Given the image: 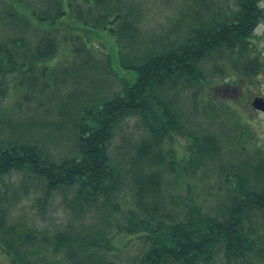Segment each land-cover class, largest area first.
<instances>
[{"label": "trees", "instance_id": "1", "mask_svg": "<svg viewBox=\"0 0 264 264\" xmlns=\"http://www.w3.org/2000/svg\"><path fill=\"white\" fill-rule=\"evenodd\" d=\"M2 1L5 8L0 15V25L17 28L18 34L15 37L0 36V100L6 95V77L10 78L12 74L21 77L19 85L27 78L34 79L35 72L46 70L43 62L52 58L57 50V42L51 32L69 19V11H74L71 0H40L43 8L38 11H29L21 0ZM81 1L86 5L74 11L77 19L68 21L69 27L65 26L64 29L74 31L72 25L76 23L86 30L88 37L102 30L114 35L118 61L122 67L136 72V79L131 84H124L119 94L111 99L90 100V94H84L87 100L83 101L84 106L81 105L82 116L70 108L61 110L60 117L56 119L58 126L69 130L75 142L70 148L72 150L62 156L51 154L42 141L29 140L25 132L10 129L13 133L11 137L4 140L0 137V175L16 170L25 175V183L28 179H36L42 182L45 197H49L53 191L72 187L75 188L76 206L83 202L102 206L98 200L108 198L116 189L121 181L120 170L124 168L110 162L112 137L127 117L136 116L146 128L149 138L142 141L132 161L130 159L132 169L127 166L123 169L127 184L132 185V202L139 207V212L128 210L127 226L122 231L143 239L144 243L139 260L130 264H211L219 255L223 258V264H257L254 259L259 260L258 264H264V237L261 233L253 237L252 226L247 224L255 213H264V156L257 161L251 179L241 169L234 171L230 168L228 170L233 172L229 180L227 170L225 177L229 189L225 205L222 203L224 210L219 215H204L200 205L191 197L189 202L181 201L185 207H180L163 188L164 174L160 171V167L166 164L170 167L169 173L176 175V166L181 161L163 147L164 140H173L175 136L189 141L187 149L192 156L186 158L185 163L192 172L203 158L219 154L221 144L218 139L210 133L194 135L192 129L185 130L183 119L161 99L159 93L177 90L184 82L187 85L199 83V61L216 48L235 54L234 60L242 64L240 78L245 80L261 74L264 62L259 57L253 60L248 50L253 32L263 18L259 0H234V5L227 7L229 10L236 8L232 18L214 7L212 0H191L196 4L186 9H191L189 23L192 26H188V29L183 27L181 31L174 32V36L166 35L172 38H165V41L158 40L159 50L152 46L156 44L153 39L149 41L136 36L141 33L140 25L135 27L139 16L132 20L128 16L118 15L108 19V14H113L109 10L111 8L106 6L110 0ZM31 19L43 24L46 29L35 25ZM119 22L118 27L114 26ZM35 29L44 33L36 42L29 38V32ZM122 39L126 42V60L119 51L118 42ZM139 49L143 50L140 55ZM86 50V55L95 59V65L83 61L81 66L73 69L82 73L81 85L86 80L89 84L93 82L87 77L99 65L94 51ZM134 52L138 58L132 57ZM247 58L251 59L244 65L243 60ZM107 65L109 72L112 71L108 57ZM50 78L51 75H48ZM48 85L47 82L41 86L43 94L48 91ZM70 100L63 105L72 107L74 100ZM5 115L0 110V133L10 125ZM68 123L74 127L72 130ZM150 164L154 165L149 167ZM4 212L5 209L0 211V241L4 246L0 247L10 258L11 264H25L27 261L18 259L12 253L18 254L19 249L24 248L26 238L35 241L36 235L33 232L25 237L16 234L15 238L14 231L18 227L5 225ZM73 229L56 232L49 239L44 235L38 242L49 243L54 253L64 255L66 264H106L97 250L105 247L109 251L114 247L105 240L104 235L101 232L94 236L88 233L81 235L77 231L79 228L75 232ZM43 247L37 246V252L43 253Z\"/></svg>", "mask_w": 264, "mask_h": 264}, {"label": "rangeland", "instance_id": "2", "mask_svg": "<svg viewBox=\"0 0 264 264\" xmlns=\"http://www.w3.org/2000/svg\"><path fill=\"white\" fill-rule=\"evenodd\" d=\"M71 1L75 12L82 9V5H86L81 0ZM212 2L215 4L214 7L219 8L223 14H228L230 18L236 12V8L230 10L227 8L234 5V0ZM21 4L29 11L43 8V2L40 0H21ZM194 4L196 3L191 0L184 3L182 0H110L106 6L113 12L108 14V19L115 15L128 16L131 20L139 16V24L136 23L135 27L140 25L141 33H137L136 36L145 37L149 41L153 39L156 44L152 46L159 50L158 40L165 41V38L174 36V32L192 26L189 23L191 9L186 8L187 6L193 8ZM258 4L263 9V18L253 32L254 37L251 38L252 44L248 50L253 60L256 61L255 58L259 57L264 62V0H259ZM4 8L5 3L0 0V15ZM74 11H69V19L64 20L67 23L63 21L58 29L51 32V36L57 42V50L52 58L43 62V66L46 67L44 72L41 70L35 72L34 79L27 78L19 85L18 80L22 79L21 77L15 74L10 78L6 77L8 79L6 95L0 100V110L6 113V122H10V125L0 133L3 140L13 135L10 129L23 131L29 140L42 141L51 150V154L62 156L72 150L70 148L75 142L69 130L65 131L58 126L59 122L56 119L60 117L61 110L73 109L77 115L82 116L81 107L84 106L83 101L87 100L84 94H90V100L111 99L119 94L124 84H131L136 79V72L120 65L114 35L102 30L95 35L91 33L92 36L88 37L86 30L81 29V25L76 23L72 25L74 31L64 29L65 26L69 27L68 21L77 19ZM31 20L35 25H40L34 19ZM119 25L120 22L114 26ZM40 26L45 28L43 24ZM100 26L102 25L100 24L99 28ZM17 34V28L11 29L7 24L0 25V36L15 37ZM29 34V38L36 42L44 33L35 29ZM118 43L120 55L126 60L125 39ZM87 48L91 52L94 51L97 56L94 58H98L99 65L91 70V77H87L93 82L89 84L86 80L81 85L82 73L73 69L81 66L83 61L95 65V59H90L86 55ZM130 52L132 55V51ZM142 52L143 50L139 49L138 55ZM135 54L136 52L132 57H137ZM233 55L235 54L222 48H216L199 61L198 68L201 71L199 83L187 85L184 82L177 90L169 89L159 93L161 99L183 119L185 130L192 129L194 135L199 132L204 135L210 133L221 144L216 157L206 156L202 159L204 164L194 166L197 168L192 172L185 163L186 158L192 156L187 149L189 141L175 136L173 140L163 142L164 150L171 152L173 157L181 161L176 166L175 176L169 173L170 167L166 164L160 167L164 174L163 188L172 195L180 207H185L184 202H189L191 197L200 205L204 215H219L223 212L225 196L229 189L225 177L228 169L232 168L234 171L241 169L251 179L257 161L264 156V114L255 111L251 106L254 98H264V71L248 78L251 82L240 78L239 70H242V64L237 63ZM107 57L112 70L110 72ZM249 59L251 58L244 59L243 64L246 65ZM48 75L52 78L48 79ZM47 82L48 91L43 94L40 88ZM70 98L74 100L71 102L72 107L63 105L66 101H71ZM67 126L71 130L74 128L69 123ZM147 138L149 134L140 120L136 116L127 117L116 128L112 137L109 145L110 162L125 169L126 166L132 169L130 159L136 155L138 147ZM152 165L154 164H150L149 167ZM123 169L120 170L119 185L108 198L101 197L98 200L102 205L99 207L95 203L93 206L84 202L76 206L78 203L74 200L75 188L72 187L53 191L49 197H45L43 184L36 179H28L25 183V175L16 170L0 175V211L5 209V225L18 227L14 231L15 238L16 234L25 237L33 232L36 235L35 241L26 238L24 248L19 249L18 254L12 255L27 261V264H66L64 255L54 253L49 243H40L38 239L44 235L46 236L44 238L49 239L56 232L73 228L75 232L79 228L77 231L81 235L88 233L89 236H94L101 232L105 240L114 247L109 251L105 247L97 250V254L105 263L130 264L139 260L144 249L143 239H137L135 235L122 231L127 226L126 219L130 215L128 210L137 211L139 208L132 202V185L127 184L126 171ZM231 172L233 171L230 170L227 174L230 176ZM253 216L247 223L254 231L252 236L261 233L264 237V213L257 212ZM74 232L71 231L72 234H75ZM39 245L44 246L43 253L37 252L39 249L36 247ZM0 246L4 247L2 241ZM1 247L0 264H11L10 258ZM27 255L28 257L24 258ZM255 262L260 263L258 259H254ZM211 264H223L222 256L216 257Z\"/></svg>", "mask_w": 264, "mask_h": 264}, {"label": "water", "instance_id": "3", "mask_svg": "<svg viewBox=\"0 0 264 264\" xmlns=\"http://www.w3.org/2000/svg\"><path fill=\"white\" fill-rule=\"evenodd\" d=\"M251 105L253 109L259 110L264 113V99L263 98H254Z\"/></svg>", "mask_w": 264, "mask_h": 264}]
</instances>
